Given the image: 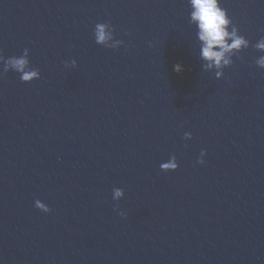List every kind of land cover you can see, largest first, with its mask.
Listing matches in <instances>:
<instances>
[{
	"label": "water",
	"instance_id": "1",
	"mask_svg": "<svg viewBox=\"0 0 264 264\" xmlns=\"http://www.w3.org/2000/svg\"><path fill=\"white\" fill-rule=\"evenodd\" d=\"M222 4L253 46L218 80L189 0H0L41 73L0 76V264H264V0Z\"/></svg>",
	"mask_w": 264,
	"mask_h": 264
},
{
	"label": "clouds",
	"instance_id": "2",
	"mask_svg": "<svg viewBox=\"0 0 264 264\" xmlns=\"http://www.w3.org/2000/svg\"><path fill=\"white\" fill-rule=\"evenodd\" d=\"M189 22L195 27L198 40L201 42L200 58L204 61L202 69L204 71L215 69L216 79H222L225 75L224 69L234 64V57H238L244 49L253 46L251 42L240 33L239 27L234 23L228 10L223 6L222 0H189ZM95 43L110 49H119L114 47L110 41L116 39V29L111 22H98L93 29ZM117 43L124 46L123 39H116ZM149 46H152L151 43ZM258 52L264 53V37H261L254 45ZM31 49L25 48L22 55L5 57L3 50H0V65H3L0 76L12 71L19 74L22 82L31 83L41 78L38 68L31 66ZM255 64L264 69V55L258 56ZM77 61L72 59L65 62V67L76 68ZM177 72L181 71L180 65L175 66ZM185 140L192 139V133L184 134ZM206 150L202 149L197 163H206L204 157ZM160 168L164 172L176 171L179 169V162L175 154L171 155L168 162H161ZM115 198L112 197L117 205L125 197L123 188H114ZM34 206L44 213H50L51 207L40 199H36ZM120 216H127L126 212L120 211Z\"/></svg>",
	"mask_w": 264,
	"mask_h": 264
}]
</instances>
